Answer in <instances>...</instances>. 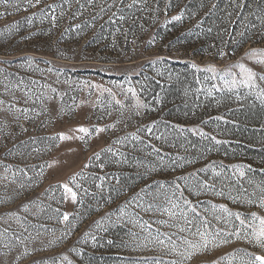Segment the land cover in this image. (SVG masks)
Returning <instances> with one entry per match:
<instances>
[{
    "label": "rangeland",
    "instance_id": "obj_1",
    "mask_svg": "<svg viewBox=\"0 0 264 264\" xmlns=\"http://www.w3.org/2000/svg\"><path fill=\"white\" fill-rule=\"evenodd\" d=\"M158 3L180 7L160 37L186 33L190 59L148 49L157 36L124 12ZM127 44L133 60H98ZM0 101V264L264 255L230 235L264 218V0H0ZM202 232L229 243L185 259Z\"/></svg>",
    "mask_w": 264,
    "mask_h": 264
},
{
    "label": "trees",
    "instance_id": "obj_2",
    "mask_svg": "<svg viewBox=\"0 0 264 264\" xmlns=\"http://www.w3.org/2000/svg\"><path fill=\"white\" fill-rule=\"evenodd\" d=\"M132 7H126V10L124 11L127 15H130L134 19V27L142 30V32L146 33L147 31H151L154 33L155 36H157L158 43H149L148 49L151 51L156 52H165L166 55L171 56L172 58H191V54H188V50L186 49L187 43H185L188 40V36L186 33L182 35L176 36L170 43L165 44L162 41V38L160 37L161 34H165L166 32L170 34H174L177 31V27L174 23H172L168 28H165V20L164 15L175 13L179 10L180 7L176 6L175 4H169L164 5L161 3L155 4L154 7H151L147 13V16H145V13L140 9V6H137L135 4H130ZM124 13V14H125ZM220 23L218 22H211L210 23V30L201 31V35L205 34L208 39V43L210 41H213L215 43H218L222 38L221 32H220ZM253 39H250L248 36L240 37L236 42L235 45H238V48H244L249 44H254ZM166 45V46H165ZM180 49V50H178ZM237 51V49H235ZM233 53V52H232ZM137 52H133V50L130 48V46L127 44L124 46V49L122 52H117L115 56L113 54H101V56H98V60L104 61V62H117L118 59H125L130 58L134 59L136 58ZM173 55V56H172ZM233 55V54H232ZM178 56V57H175ZM183 56V57H182ZM186 56V57H184ZM190 63V61H188Z\"/></svg>",
    "mask_w": 264,
    "mask_h": 264
},
{
    "label": "snow or ice",
    "instance_id": "obj_3",
    "mask_svg": "<svg viewBox=\"0 0 264 264\" xmlns=\"http://www.w3.org/2000/svg\"><path fill=\"white\" fill-rule=\"evenodd\" d=\"M94 2V0H89V3ZM136 2V0H134V3ZM36 3H40V0H36ZM29 4L31 5V0H29ZM128 7H132V5H129ZM101 11H104L103 8H101ZM121 20L124 19L123 16L120 17ZM173 20H180L181 17L180 16H175L172 18ZM251 55H255V53H251ZM239 68L241 69L242 72H245L247 74V78L246 79H241L239 81V83L241 84H245L248 85L249 87H251L252 85L249 83L250 81L253 80V73L251 72L250 69H245V66L243 64L239 65ZM237 81L234 79L232 81L233 84H235ZM53 92H55V89H52ZM131 91V89H130ZM27 102V101H26ZM4 101H0V105L4 104ZM13 106L12 105H8V109H11ZM22 112H27L28 109H22L20 110ZM18 118V117H17ZM77 131L81 132V133H87L89 130L87 128L84 127H79L77 129ZM94 131H103L102 129H94ZM60 139H72V137H67L64 134H60L59 135ZM79 139L83 140L84 137L80 136ZM99 158V155L97 154V159ZM241 175H243V173H241ZM74 179V177L72 178ZM63 187L65 189H67L68 192L72 193V197L73 199L76 198V193L72 192L71 188H68L67 185H63ZM261 206H264V200L261 201ZM173 207H176V205H173ZM167 210V209H166ZM172 215H174L175 213H170ZM235 215H239V214H235ZM253 219H256V214H251ZM64 219L67 220L68 216L67 214L64 215ZM241 225H243V222L241 221ZM250 228H252V232H251V236L249 237L248 235H241V232L239 229H237L235 232L230 233V235L234 236L236 239H245L247 240L248 243L250 244H254L255 246L259 247L261 250H264V218H260V225L259 227H255L254 225H249ZM217 236H212L211 239L209 238V234L207 233H200V237L201 240L198 243H192L190 241H185V243H187L189 245V248L191 249V251H188L187 253H180L181 256H184L185 259L187 260H191L193 258V256L195 254H199L202 253L203 251L207 250L209 245H213L214 247H219L220 244H226L229 243V240L227 239H223L220 240L219 243H216L217 240ZM161 244H163V241H159ZM172 251H176L175 245H173ZM252 258L246 262V264H264V255H255V254H249ZM173 264H176V262H173ZM181 264H183V261H181Z\"/></svg>",
    "mask_w": 264,
    "mask_h": 264
}]
</instances>
